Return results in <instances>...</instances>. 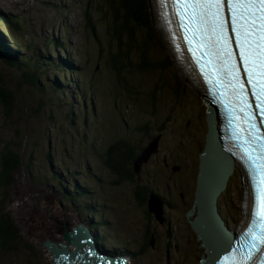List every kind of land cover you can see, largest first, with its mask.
<instances>
[{
	"label": "rangeland",
	"instance_id": "1",
	"mask_svg": "<svg viewBox=\"0 0 264 264\" xmlns=\"http://www.w3.org/2000/svg\"><path fill=\"white\" fill-rule=\"evenodd\" d=\"M3 1L0 17L7 11L17 13L25 31L17 32L0 19V40L1 36L7 37L2 31L4 26L13 31L17 38L10 34L6 44L19 53L10 52V56L38 64L39 75L34 89L21 84L22 69L4 63L0 53V70L7 80V88L14 94L11 114L6 116L0 108V145L8 142L23 157V165L14 172L11 182L0 186V208L18 234L15 246L0 252V264H53L50 251L42 241L47 237L56 240V234H41L43 226L35 232L29 231L31 221L24 215L29 197L36 199L45 195L53 197L55 209L60 212L57 220L68 226L79 221L90 224V229L98 235L103 230L104 235H99L98 241L112 254L120 252L117 249L130 251L129 264H202L207 253L190 220L197 215L194 190L199 156L206 143L207 107L177 68L172 69L160 41L155 45L158 50L149 54L160 55L158 62H167L164 68L168 69H130L125 77L132 93L123 91L115 74L103 62L107 53L102 32L103 20L108 17L106 0H60L64 8L68 1L72 5L73 27L64 31L63 23L59 25L60 30L54 24L66 17L63 9L48 13L45 20L40 14L31 19L27 5L30 0ZM88 8L95 24L92 38L100 35L101 51L88 39ZM48 36L62 40L63 49L56 48L54 43H59L49 40ZM4 48L5 44L0 41V52ZM35 58L40 60L33 62ZM75 83L82 84L79 90ZM77 93L84 97L85 108L76 98ZM39 102L43 103L41 109L37 108ZM67 113L71 114L68 118ZM48 114H52L51 120ZM154 137H158L157 150L140 162L139 172L133 174L132 181L116 183L98 163L107 144L116 138L145 148ZM48 146L51 159L45 156ZM135 180L163 199L162 222L152 213H145L147 203L139 204L134 192ZM236 186L241 196L239 205L232 195L233 190L236 193ZM80 191L83 194L77 200L75 197ZM241 191L238 171L234 169L216 199L219 212L226 220L224 223L231 230L242 218ZM28 204L33 207L31 200ZM46 213L49 215L50 210ZM57 225L54 222L50 228L55 231ZM152 234L153 246L149 244ZM58 238L61 240L60 234Z\"/></svg>",
	"mask_w": 264,
	"mask_h": 264
},
{
	"label": "trees",
	"instance_id": "2",
	"mask_svg": "<svg viewBox=\"0 0 264 264\" xmlns=\"http://www.w3.org/2000/svg\"><path fill=\"white\" fill-rule=\"evenodd\" d=\"M105 5L109 15V22H104L102 30L107 41L106 52L108 56L106 59L108 61L105 64L114 72L123 91H130L132 93L125 77V73L129 72L130 69L135 71H160L168 69L164 68L167 62H158L161 60L160 55L149 54V52L158 50L155 45L159 41L164 51L165 59L172 65V69L176 70L173 59L168 55L166 46L163 44L164 41H162L163 39H161L158 33L159 30L157 31L158 28L155 27L150 0H106ZM91 31L92 33L95 32V26L91 27ZM91 39L99 46V50L101 51L102 41L100 35H96L94 40L91 36ZM54 45L56 48H61L56 42ZM133 58L136 60L132 61ZM38 60L40 59L35 58L33 62L37 63ZM2 61L10 66H17L16 68L22 69L19 77L21 84L31 89L37 86L39 75L38 64L33 65L27 61L25 63L22 59L17 60L15 56L8 57L4 55L2 56ZM158 65L162 66V68H157ZM6 81L4 73L0 70V108H3L4 114L9 116L12 112L14 94L7 88ZM77 87L79 89L81 86L77 84ZM168 89L173 93L175 92L169 87ZM76 97L80 98V101L84 98L80 94H77ZM42 106L43 103L39 102L37 108L41 109ZM70 116L71 114L67 113L66 117L68 118ZM47 118L51 120L52 114H48ZM143 149L133 145L127 139L116 138L107 144L103 154L98 158V163L102 164L108 170V173L117 179V183L128 181L129 179L132 181L134 174L133 162ZM45 156L51 159L49 146ZM22 165L23 157L21 152L12 147L8 142H1L0 186L9 184L14 172ZM135 182L137 183L136 180ZM100 190L102 192L101 188ZM142 191L146 193V197H144ZM134 192L135 196L138 197L137 200L140 205L147 202L149 193L158 195L153 191L149 192L145 186L139 183H137ZM82 194L80 191L75 199L81 200L79 196ZM160 199L163 201L161 197ZM12 223L7 218L6 213L0 208V252L7 251L15 246L18 234ZM93 226L98 228L97 224ZM146 242H148V239H145V245Z\"/></svg>",
	"mask_w": 264,
	"mask_h": 264
},
{
	"label": "water",
	"instance_id": "3",
	"mask_svg": "<svg viewBox=\"0 0 264 264\" xmlns=\"http://www.w3.org/2000/svg\"><path fill=\"white\" fill-rule=\"evenodd\" d=\"M167 53L171 59L174 55L170 47L166 44L163 38ZM190 84L195 92L202 98L203 102L206 103L207 115L211 120H216L219 117V111L215 105L204 95V88L200 83L198 77L192 75L189 72L188 78L182 77ZM218 132L209 129L206 134V143L203 151L200 153L199 171L196 177L195 187V198L194 202L197 205V216L191 225L198 237L203 236L204 232H208L211 236H215V242L209 244L205 238L203 242L208 251L206 258V264H212L218 254L227 249L231 237L226 241L227 232L223 226V222L217 213L216 199L221 190L225 187L226 178L218 185V187L211 189L206 185V178L208 176L207 159L211 148L213 147L222 157L223 161L227 165L229 172L232 171V166L239 171V176L242 183L245 181V176L240 172V164L230 155L223 152L221 145L217 139ZM158 137H154L150 140L149 144L142 150L140 155L133 162V170L135 174L139 172V164L143 160L145 161L149 154L157 150ZM142 161V162H143ZM139 178V177H138ZM140 179V178H139ZM246 191V187L244 186ZM247 192V191H246ZM27 209L24 211L25 216H29L31 223L29 224V231L35 232L37 228H41V234L49 235L53 232L56 234V240H51L49 237L45 238L42 243L52 253L53 264H124L120 258L112 257L108 255L106 248L99 247L96 240V232H90L82 224H73L68 226L67 223L57 220L60 218V212L55 209L53 197L45 195L36 199L28 198ZM32 201L33 207L29 205V201ZM147 211L152 213L154 217L162 222L163 220V201L160 196L149 193L147 199ZM43 206V207H42ZM34 209L35 212H32ZM50 210V214L47 215L46 211ZM56 222V230L53 231L50 228V224ZM219 227H217V226ZM61 235V240L58 238ZM153 234L150 237L149 244L153 246L152 242ZM75 247V249H70ZM105 249V251L103 250ZM75 256L76 258H73ZM55 262V263H54Z\"/></svg>",
	"mask_w": 264,
	"mask_h": 264
},
{
	"label": "bare ground",
	"instance_id": "4",
	"mask_svg": "<svg viewBox=\"0 0 264 264\" xmlns=\"http://www.w3.org/2000/svg\"><path fill=\"white\" fill-rule=\"evenodd\" d=\"M152 14H153V17H154L155 24H158V18H157V13H156L155 7L152 10ZM160 31L162 32V30H160ZM162 34H163V32H162ZM231 82L232 83L241 84V85H244V86H248L247 87L248 89H250V90L252 89L254 91L257 90L258 87H259L258 83H256L252 78H249L248 80H246L245 77H244V75H243V73H242V71L238 67L235 70V76H234V78L232 79ZM247 136H249V135L247 134ZM241 140L244 142V141H247L248 138H247V140H244V138H241ZM204 146H205V144H204ZM245 148H246V145H245ZM207 168H208V176L206 178V185L209 188H211V189H214V188L218 187V185L222 182V180L225 177H227L226 178V181H227L229 175L231 174V172H229V170L227 168V165L223 161L222 157L220 156V154L213 147L211 148V150L209 152V155H208ZM225 184H226V182H225ZM194 192H195V190H194ZM232 195H234V197L236 198V202L235 203L238 202L237 204L239 205L241 196H240V193H239V190H238V186H236V193L233 190ZM243 200H245V204H246V207H247L248 206V203H249V196L247 195L245 198L242 199V201ZM242 201H241V204H242ZM191 221H193V220H190V225H191ZM223 226H224L225 229H230V228H228L227 224L224 223V222H223ZM191 227H192V225H191ZM217 227H219V226H217ZM203 238H205V240L209 244H213L215 242V236H211L208 232H204L203 236H199V240H201L202 241V244L204 245V242H203L204 239ZM230 242L232 243V241H230ZM230 242H229V244H230ZM204 247H205V245H204ZM72 248L75 249V247H72ZM103 250L105 251V249H103ZM205 251L208 254V251H207V248L206 247H205ZM51 252H49V253L52 254ZM116 253L117 252H115L114 254H116ZM207 256L208 255H206L205 258H207ZM73 258H76V257L73 256ZM126 258L128 260H130L129 256H127ZM205 258H203L201 260L202 264L205 263Z\"/></svg>",
	"mask_w": 264,
	"mask_h": 264
},
{
	"label": "snow or ice",
	"instance_id": "5",
	"mask_svg": "<svg viewBox=\"0 0 264 264\" xmlns=\"http://www.w3.org/2000/svg\"><path fill=\"white\" fill-rule=\"evenodd\" d=\"M200 7L206 9V13L202 12L201 15H210L213 17V31L216 30V28L218 27L220 30V35L223 36V33L225 31V27L227 25V28L230 29V31L232 33H234L237 36L241 35L240 30L238 29V27L236 26L237 24V14H236V8L237 7H244V8H248V7H252L253 4L249 3V4H235L233 2V0H203V4L199 5ZM259 6L261 9H264V0H259ZM227 8V12H228V18L225 19L223 17H221L220 13L221 11ZM214 9V11H213ZM207 21H205L206 23ZM241 28L244 27L243 25L240 26ZM225 39H227L225 37ZM241 46L242 45H238ZM253 224L256 223L255 220L252 221ZM252 229H249V232H251ZM262 239H264V237H262ZM259 251V249H258ZM245 259H251V254H249L248 257H245Z\"/></svg>",
	"mask_w": 264,
	"mask_h": 264
},
{
	"label": "flooded vegetation",
	"instance_id": "6",
	"mask_svg": "<svg viewBox=\"0 0 264 264\" xmlns=\"http://www.w3.org/2000/svg\"><path fill=\"white\" fill-rule=\"evenodd\" d=\"M112 176V175H111ZM114 179H115V182L117 183V179L114 177V176H112ZM136 197V196H135ZM136 198H138V197H136ZM109 210H111V208L109 209ZM145 213L147 214V215H151V213H149L148 211H146L145 210ZM103 231V230H102ZM112 237H113V239L114 240H116V238H115V236L114 235H111ZM146 239V234L144 235V240ZM117 241V240H116ZM117 251H120L119 253H122V254H125L126 256H128V255H130L131 253H130V251H121V250H118L117 249ZM112 255V254H111Z\"/></svg>",
	"mask_w": 264,
	"mask_h": 264
}]
</instances>
